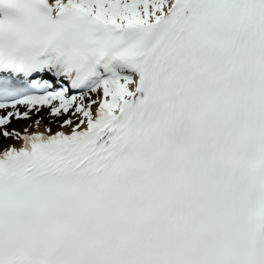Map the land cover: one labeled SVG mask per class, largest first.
<instances>
[{
  "label": "snow or ice",
  "instance_id": "snow-or-ice-1",
  "mask_svg": "<svg viewBox=\"0 0 264 264\" xmlns=\"http://www.w3.org/2000/svg\"><path fill=\"white\" fill-rule=\"evenodd\" d=\"M0 138V264H264V0H0Z\"/></svg>",
  "mask_w": 264,
  "mask_h": 264
}]
</instances>
